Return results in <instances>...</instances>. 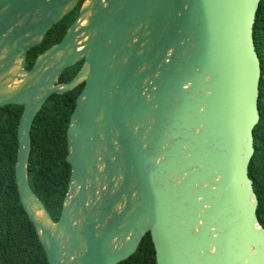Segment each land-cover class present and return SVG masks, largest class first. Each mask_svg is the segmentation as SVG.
I'll return each instance as SVG.
<instances>
[{
  "label": "water",
  "instance_id": "1",
  "mask_svg": "<svg viewBox=\"0 0 264 264\" xmlns=\"http://www.w3.org/2000/svg\"><path fill=\"white\" fill-rule=\"evenodd\" d=\"M78 1L0 0V108L23 107L15 182L48 264H119L146 234L156 264H264L248 175L262 0H84L26 69ZM80 85L55 222L29 185L31 127L51 95Z\"/></svg>",
  "mask_w": 264,
  "mask_h": 264
},
{
  "label": "trees",
  "instance_id": "2",
  "mask_svg": "<svg viewBox=\"0 0 264 264\" xmlns=\"http://www.w3.org/2000/svg\"><path fill=\"white\" fill-rule=\"evenodd\" d=\"M74 17L72 11L46 33L39 45L29 50L26 69L32 67L38 55L63 38ZM253 36L261 66L260 119L254 131L255 151L248 166V175L258 200L257 218L264 228V0L256 13ZM81 65L82 62H79L67 68L59 82H69ZM82 87L80 85L62 95H51L31 127L29 185L55 222L60 217L70 177V166L66 163V131ZM22 110L23 107L16 105L0 108V264H48L35 229L21 205L15 182L17 126ZM119 264H156L150 235L146 234L136 252Z\"/></svg>",
  "mask_w": 264,
  "mask_h": 264
},
{
  "label": "flooded vegetation",
  "instance_id": "3",
  "mask_svg": "<svg viewBox=\"0 0 264 264\" xmlns=\"http://www.w3.org/2000/svg\"><path fill=\"white\" fill-rule=\"evenodd\" d=\"M83 2H84V0H79L78 3H77V5L73 9V13H75L74 19L76 18L77 14H78V11H79L81 5L83 4ZM74 19H73V21H74Z\"/></svg>",
  "mask_w": 264,
  "mask_h": 264
}]
</instances>
